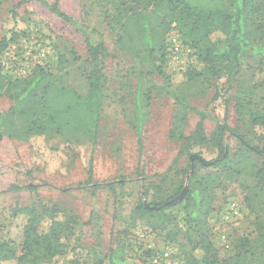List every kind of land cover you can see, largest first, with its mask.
I'll use <instances>...</instances> for the list:
<instances>
[{"label": "rangeland", "instance_id": "rangeland-1", "mask_svg": "<svg viewBox=\"0 0 264 264\" xmlns=\"http://www.w3.org/2000/svg\"><path fill=\"white\" fill-rule=\"evenodd\" d=\"M20 1L8 0L0 8V37L5 26H13L10 9L14 7L22 18L21 25L28 31L27 37L4 53L5 72L25 76L37 63H47L52 71L63 74L66 85L86 95L90 70L86 37L97 40L100 35L103 36L111 55L106 58L104 66L107 98L100 138L95 148L70 132L48 133L45 137L29 141L5 137L0 143V220L8 225L5 233L9 228L8 235L19 243L25 218L11 221L10 209L17 203L27 205L40 198L48 205L61 204L79 215L82 221V234L76 238L70 236V241L65 239L75 246V250L60 257L59 264H98L117 246H123L137 264H141L146 250L170 247L168 239L174 235L170 249L180 253V248L186 244L179 218L175 217L180 210H167V217L161 222L141 217L135 208L143 195L144 186L159 183L163 195H168L181 177L177 174L178 169L189 167L188 157L180 153L182 142L170 136L176 106L166 88L171 93H185L196 109L188 111L186 134L196 129L200 120L199 111L207 112L209 116L204 119V128L210 138L216 126L214 118L224 115L222 104L213 99L214 85L201 79H187L186 72L195 64L180 69L170 60L164 62L159 55L156 62L158 68L144 63L141 68L145 74L139 78L131 72L132 60L114 44L107 23L92 0H60L61 9L71 17L69 21L61 19L38 0H30L23 5H19ZM48 1L52 3L55 0ZM60 55L63 56L61 60ZM259 63V58L250 62L235 85L244 92L254 89L252 103L264 111V69ZM140 79L143 90L150 96L142 150L137 132L130 123L134 92ZM11 104L6 96L0 95L1 110L8 109ZM246 110L240 118L235 103H231L227 120L230 127L245 130ZM226 143L233 157L241 152V145L230 133H227ZM259 145L262 146V143ZM205 146L199 151L206 159L216 156L210 145ZM250 154L248 161L240 164L236 171L200 170L203 175L215 173L213 176L219 183L214 190L210 212L213 216L209 215L208 222L212 227L213 243L225 258L235 254V244L240 236L256 237L257 217L264 221L261 203L264 199L260 197L258 204L257 201L251 205L246 202V197H253L250 192L260 180L253 167L264 166V159ZM91 181L102 185L96 198L87 186ZM112 181H123L124 184L116 185L114 193L106 187ZM30 184L35 186L34 190L27 187ZM17 187L20 189L14 190ZM188 188L186 180L184 190ZM150 191L154 193V188ZM229 201H236L241 206L240 218L223 216ZM159 222L161 226L154 229ZM47 225V221L43 222L42 229H46ZM223 230L229 234L230 248L222 246L219 240V232ZM252 252L253 260L259 264L261 250L254 248ZM7 263L10 264L9 261Z\"/></svg>", "mask_w": 264, "mask_h": 264}, {"label": "trees", "instance_id": "trees-1", "mask_svg": "<svg viewBox=\"0 0 264 264\" xmlns=\"http://www.w3.org/2000/svg\"><path fill=\"white\" fill-rule=\"evenodd\" d=\"M7 1L0 0V8ZM29 1L21 0L19 5ZM38 1L61 19L71 20L61 9L60 0L52 3L48 0ZM92 1L100 9L118 50L132 60L131 72L139 78L145 74L141 68L144 63L158 68L157 55L164 62L169 60L167 37L175 24L182 41L194 50L197 59L193 68L186 72L187 79L211 82L215 87L213 99L224 108L223 117L214 118L216 126L210 138L206 136L204 128V119L209 115L200 111L196 129L187 135L188 111L196 109L189 103L185 93H171L166 88L176 106L170 136L182 142L180 153L188 157L189 167L178 169L177 174L181 177L168 195H163L159 183L144 186L135 211L141 217L164 222L167 210H180L175 217L179 218L186 244L180 248V253H174L179 262L182 259L184 264H256L252 252L256 248L262 252L258 263L264 264V221L258 217L256 237L240 236L233 256L225 258L220 255L213 243L212 227L208 222L214 190L219 183L213 176L215 173H200V170L209 169L239 170V165L251 157L250 153L264 159V111L252 103L254 89L244 92L235 85L239 83L238 78L243 77V70L250 60L259 58V65L264 69V0ZM10 18L13 26H5L0 37V95L6 96L12 104L6 110L0 109V143L5 137L29 141L35 137H45L48 133L70 132L95 148L100 138L107 98L104 66L106 58L111 55L103 36L100 35L97 40L86 37L90 70L87 74L88 91L83 95L76 88L66 85L63 74L52 71L47 63H37L25 76L5 72L2 60L4 53L28 35L27 28L21 25L23 21L16 7L10 9ZM62 58L60 55L59 60ZM149 100V93L143 90L140 79L134 92L130 122L137 132L140 150L143 149L144 124L149 116ZM232 102L240 118L247 108L244 131L228 124ZM227 133L241 145V152L235 153L236 157H233L226 143ZM205 145H210L216 156L206 159L199 151ZM194 155L196 157L192 159ZM253 168L260 180L250 192L253 197H246L248 205L256 201L258 204L260 197L264 199V166ZM186 180L189 188L180 198ZM123 184V181H112L106 187L115 193L116 185ZM87 186H90L94 198L102 187L100 183L92 181ZM27 187L35 189L31 184ZM151 188H154V193H151ZM19 189L17 187L14 190ZM261 203L264 208V201L261 200ZM10 217L11 221L25 218L22 239L17 243L11 238L8 235L9 228L5 233L8 225L0 220V264H8V261L11 264L12 260V264H59L60 257L75 250V246L65 239L70 241V236L76 238L82 234L79 215L61 204H45L40 198L27 205L17 203L10 209ZM45 221L48 227L42 229L41 225ZM161 222L154 229L159 228ZM174 237L168 239V246L171 247ZM156 250H146L141 264H148ZM98 264L137 262L123 246H117Z\"/></svg>", "mask_w": 264, "mask_h": 264}, {"label": "built area", "instance_id": "built-area-1", "mask_svg": "<svg viewBox=\"0 0 264 264\" xmlns=\"http://www.w3.org/2000/svg\"><path fill=\"white\" fill-rule=\"evenodd\" d=\"M167 45L169 60L176 67L183 69L185 65L197 62L194 50L189 45L184 44L179 32L175 28V24L168 34ZM241 215L242 209L239 203L236 201H229L227 203V209L223 212V216L238 219ZM218 236L222 246L225 248L231 247L230 237L226 230L220 231ZM148 264H180V262L175 258L174 252L170 249V247H163L155 251Z\"/></svg>", "mask_w": 264, "mask_h": 264}, {"label": "water", "instance_id": "water-1", "mask_svg": "<svg viewBox=\"0 0 264 264\" xmlns=\"http://www.w3.org/2000/svg\"><path fill=\"white\" fill-rule=\"evenodd\" d=\"M192 159L194 158V156L191 157ZM186 190L183 191V193L179 196L180 198L183 197V195L185 194ZM148 206V205H147Z\"/></svg>", "mask_w": 264, "mask_h": 264}, {"label": "crops", "instance_id": "crops-1", "mask_svg": "<svg viewBox=\"0 0 264 264\" xmlns=\"http://www.w3.org/2000/svg\"><path fill=\"white\" fill-rule=\"evenodd\" d=\"M250 62H253V60H250ZM246 69H247V66H245L243 72L247 71Z\"/></svg>", "mask_w": 264, "mask_h": 264}]
</instances>
